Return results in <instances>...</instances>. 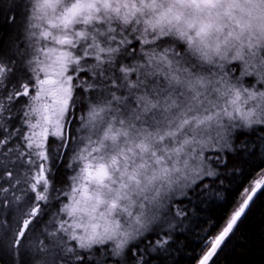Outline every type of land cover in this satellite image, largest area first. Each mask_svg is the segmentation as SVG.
<instances>
[{
  "label": "snow or ice",
  "instance_id": "snow-or-ice-1",
  "mask_svg": "<svg viewBox=\"0 0 264 264\" xmlns=\"http://www.w3.org/2000/svg\"><path fill=\"white\" fill-rule=\"evenodd\" d=\"M0 5V264H218L264 207V0Z\"/></svg>",
  "mask_w": 264,
  "mask_h": 264
},
{
  "label": "trees",
  "instance_id": "trees-1",
  "mask_svg": "<svg viewBox=\"0 0 264 264\" xmlns=\"http://www.w3.org/2000/svg\"><path fill=\"white\" fill-rule=\"evenodd\" d=\"M4 4L10 8L12 0H4ZM7 30L4 26L0 29V34ZM65 175V169L61 167L56 177L57 182L59 183ZM173 257L180 264H188L190 258L185 252H174ZM218 264H264V207L255 210L254 217L243 228L241 239L235 242L230 250H226Z\"/></svg>",
  "mask_w": 264,
  "mask_h": 264
}]
</instances>
